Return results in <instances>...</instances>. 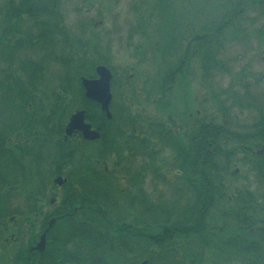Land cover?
<instances>
[{"label": "trees", "instance_id": "trees-1", "mask_svg": "<svg viewBox=\"0 0 264 264\" xmlns=\"http://www.w3.org/2000/svg\"><path fill=\"white\" fill-rule=\"evenodd\" d=\"M126 4L134 16L125 21L127 45L137 49L134 41L143 40L161 61L146 102L170 108L173 87L196 63L210 90L203 109L184 134L170 122L133 116L113 98L107 119L81 86L104 66L114 91L100 13L74 32L61 0H0V242L23 241L25 232L37 239L36 197L58 192L53 179L61 176L53 211L78 210L47 235L56 258L43 264H207L208 253L215 263L264 264V154H254L264 146V77L245 68L231 77L227 57L240 36L264 35V0ZM226 76L227 87L212 88ZM79 110L98 141L64 140L69 116ZM237 110L250 122L241 124ZM238 166L247 171L242 183L253 176L260 191L233 185ZM25 252L18 249L7 264H36L21 263Z\"/></svg>", "mask_w": 264, "mask_h": 264}, {"label": "rangeland", "instance_id": "rangeland-1", "mask_svg": "<svg viewBox=\"0 0 264 264\" xmlns=\"http://www.w3.org/2000/svg\"><path fill=\"white\" fill-rule=\"evenodd\" d=\"M61 1L66 24L74 32L80 31V26L82 27V25L84 26L86 24L89 16H95L100 13L101 23L97 24V30L101 36L109 35L111 40L112 58L110 64L113 67L112 69L116 72L112 98L115 99L116 103L119 105L127 104L133 116H140L146 121L158 123L170 122L172 125L176 126V128H179L181 134L188 132L192 123L195 122L200 111L203 109L201 104L202 99L209 96L210 92V90L202 86L201 70L199 66L196 63L192 64L188 75L178 79L170 94V108L156 107L155 105L148 104L145 100V88L150 87L155 72L157 69L161 68V61L158 54H156L152 50V47L143 40H141L140 43L134 41V46H137L135 47L137 49L127 45L125 21L129 18V21L132 19L134 20V16L132 15L131 17V14L128 13L127 0ZM215 1L216 0H213V2ZM128 2H130V0H128ZM195 22L197 25L200 24L198 19H196ZM251 35H253L252 32H250L247 37L240 36L237 41V43H240H236L234 48L227 53V57L232 62L231 77L242 68L258 75L261 74L264 77V35L261 38L256 35ZM124 69L127 70V73L123 79H120V73ZM126 77L129 78L128 87L124 86L125 83L128 82L125 80ZM231 77H216L213 85H211L212 88L215 87L214 89L218 91L219 89L227 87ZM233 78H236V75ZM208 110H212V107H209ZM233 116H235L241 124L250 122L249 113L237 110L234 111ZM236 170H238L240 177L233 182L234 186L249 184L253 191H260V187L253 176H249L250 179L248 178L247 182L242 183V178L247 175L245 168L238 166ZM166 174L167 176H171V173ZM157 187L162 193L166 191L162 186L159 187V185H157ZM147 189L151 191V184L147 186ZM54 192L53 194H57L56 191ZM168 196L169 193L166 194V198H168ZM14 247L15 245H6L0 249V263L5 259H10ZM206 256L204 261L207 262V264H221L222 262L219 260L215 263L210 253L206 254ZM231 264L239 263L233 261Z\"/></svg>", "mask_w": 264, "mask_h": 264}, {"label": "flooded vegetation", "instance_id": "flooded-vegetation-1", "mask_svg": "<svg viewBox=\"0 0 264 264\" xmlns=\"http://www.w3.org/2000/svg\"><path fill=\"white\" fill-rule=\"evenodd\" d=\"M66 128V127H65ZM93 128V127H92ZM96 130V129H94ZM97 131V130H96ZM75 137V136H80L82 140L83 137L81 135V133L79 132H75L73 133L70 137ZM68 138V137H67ZM67 138H65L64 136V140H66ZM99 140V139H98ZM95 140V141H98ZM85 142H94V141H86ZM55 179V178H54ZM53 179V180H54ZM66 182V180H65ZM64 185V184H63ZM56 186V185H55ZM58 192L57 194H52V193H47V194H43L40 193L37 197H36V207H37V211L33 212L34 213V225H35V233H38L37 235V239L34 240H28V234L25 232V234H23V241H20L19 239H17V237L15 238L14 241L10 242H0V249L3 248L6 245H15L14 250H13V254L10 256V259L8 260H3L0 264H7L11 262V257L18 251V249H23L26 250L25 255H27V257L25 259H23L21 261L26 263V262H35L36 264L40 263L43 264L46 259H55L56 257V249H55V243L54 242H49L47 240V235L50 233V231L52 232V230H55V232H59L58 230L60 229V224L64 223L66 220L65 218L68 219H72L75 216V213L77 212V208H74L72 213H55L56 211H53V209H57L59 204H60V198L62 197L61 195V191L60 188L62 186H56ZM67 219V220H68ZM45 233V242H44V246L42 248L37 249L38 244L40 243V238L41 236ZM27 240V241H26ZM67 252L68 253H72L74 254L73 250H71V245H67ZM71 250V252H70ZM68 253H64L65 255H68Z\"/></svg>", "mask_w": 264, "mask_h": 264}, {"label": "water", "instance_id": "water-1", "mask_svg": "<svg viewBox=\"0 0 264 264\" xmlns=\"http://www.w3.org/2000/svg\"><path fill=\"white\" fill-rule=\"evenodd\" d=\"M97 78H81V86L84 90V97L88 100L94 101L100 106V110L105 114L107 119L111 118L109 105L112 99L110 83L112 79L111 72L104 66H98L95 69ZM85 111L80 110L74 112L66 125L64 130L65 138L70 137L73 133L79 132L86 141H95L100 138L98 131L93 130L91 125L85 122L86 116ZM264 153V146L257 151L256 155ZM54 185L63 186L65 179L62 177H56L53 180ZM45 242V233L40 238V243L37 249L42 248ZM139 264H147L146 261Z\"/></svg>", "mask_w": 264, "mask_h": 264}]
</instances>
